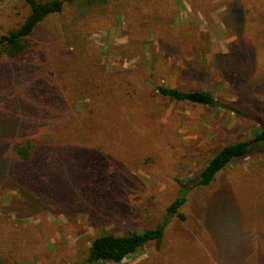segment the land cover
Masks as SVG:
<instances>
[{
  "label": "rangeland",
  "instance_id": "rangeland-1",
  "mask_svg": "<svg viewBox=\"0 0 264 264\" xmlns=\"http://www.w3.org/2000/svg\"><path fill=\"white\" fill-rule=\"evenodd\" d=\"M64 1L26 58L0 61V130L41 161L7 170L12 150L0 154V257L86 264L92 238L152 228L183 184L184 221L96 264H264V142L196 185L222 146L264 127V29H241L248 8L264 19V0ZM28 12L0 0V35ZM157 85L219 104L172 101Z\"/></svg>",
  "mask_w": 264,
  "mask_h": 264
},
{
  "label": "trees",
  "instance_id": "trees-1",
  "mask_svg": "<svg viewBox=\"0 0 264 264\" xmlns=\"http://www.w3.org/2000/svg\"><path fill=\"white\" fill-rule=\"evenodd\" d=\"M24 1L29 7L27 16L16 28L0 35V61H16L26 58L31 48L30 38L33 36L37 26L47 16L60 12L65 2L64 0ZM256 11L258 14L260 8H248L245 11L241 29L244 31H255V33L259 29H264V19L259 22L256 19ZM233 20H236V18H233ZM154 94L172 101H185L203 106H217L219 104L212 94L202 90L182 91L177 88L157 85ZM73 134L74 132L71 133V135ZM13 135V132L9 130H0V154L4 156L12 150L13 154L10 155L15 159L14 162H9L6 167L7 170L15 166L24 167L41 162L38 160V151L31 140L24 139L23 136L15 137ZM73 138L76 144L80 146L87 143L86 138L82 137L84 140H78L76 135ZM262 142H264V127L259 129L250 139L222 146L200 170L196 185L208 186L214 180L216 174L231 161L248 155L253 144L257 145ZM2 160L4 159H0V161ZM181 186L178 195L166 207L162 220L157 222L152 228L141 231L133 230L126 234H115L105 231L92 238L85 255V263L96 264L106 261L119 263L127 256L136 253L147 243L158 242L163 237L164 229L171 219L180 221L186 219V215L181 209L186 202L189 187L183 184ZM0 264L10 263L0 257Z\"/></svg>",
  "mask_w": 264,
  "mask_h": 264
}]
</instances>
